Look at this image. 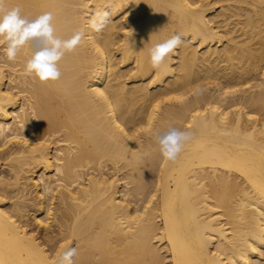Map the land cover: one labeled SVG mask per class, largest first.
<instances>
[{
  "label": "bare ground",
  "instance_id": "bare-ground-1",
  "mask_svg": "<svg viewBox=\"0 0 264 264\" xmlns=\"http://www.w3.org/2000/svg\"><path fill=\"white\" fill-rule=\"evenodd\" d=\"M5 7L84 37L47 83L24 73L31 45L14 62L0 45V264L69 247L74 264H264V0ZM173 34L184 43L153 69ZM169 127L193 133L174 162L154 140Z\"/></svg>",
  "mask_w": 264,
  "mask_h": 264
},
{
  "label": "clouds",
  "instance_id": "clouds-1",
  "mask_svg": "<svg viewBox=\"0 0 264 264\" xmlns=\"http://www.w3.org/2000/svg\"><path fill=\"white\" fill-rule=\"evenodd\" d=\"M54 13L43 12L34 18L22 14L19 7H5V0H0V45L9 61H16L25 46L31 45V55L25 60L24 73L41 83L57 82L61 79L60 62L67 53L73 52L82 42L84 31L77 30L70 37L57 35L54 26ZM110 22L107 10L97 11L90 20V27L100 32ZM184 43L180 34H173L161 43L149 48L150 64L159 69L170 54ZM193 133L169 127L166 131L154 134L159 153L167 161L174 162L191 141ZM76 247H69L57 258L56 264H74Z\"/></svg>",
  "mask_w": 264,
  "mask_h": 264
},
{
  "label": "rangeland",
  "instance_id": "rangeland-1",
  "mask_svg": "<svg viewBox=\"0 0 264 264\" xmlns=\"http://www.w3.org/2000/svg\"><path fill=\"white\" fill-rule=\"evenodd\" d=\"M32 209H34V208L32 207ZM32 212H33V213H32ZM29 213H30V215H32V214H35L36 212H35L34 210H32V211L30 210ZM31 221H32L31 227H32V228H33V227L36 228L37 223H36L34 220H31ZM33 222H35V224H34Z\"/></svg>",
  "mask_w": 264,
  "mask_h": 264
}]
</instances>
